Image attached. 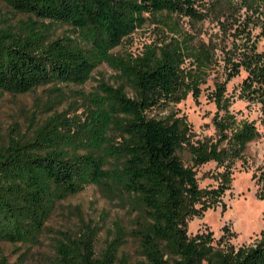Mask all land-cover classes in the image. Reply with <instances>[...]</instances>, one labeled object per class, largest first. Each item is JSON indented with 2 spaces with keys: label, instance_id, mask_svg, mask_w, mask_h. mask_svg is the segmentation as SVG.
<instances>
[{
  "label": "trees",
  "instance_id": "trees-1",
  "mask_svg": "<svg viewBox=\"0 0 264 264\" xmlns=\"http://www.w3.org/2000/svg\"><path fill=\"white\" fill-rule=\"evenodd\" d=\"M0 1L24 16L0 24L1 93L80 86L102 63L119 82L99 85L97 105L82 124L46 118L0 146V244L35 245L56 203L95 186L116 196L127 222L114 224L98 252L91 229L54 239L47 264H264V230L237 249L213 244L210 234L186 236L187 221L217 202L232 165L245 162L247 144L259 137L254 123L228 111L225 86L241 72L236 99L256 106L264 125V47L257 48L264 0ZM181 18L213 22L216 38H195ZM149 22L164 29L159 44L133 56L111 53ZM54 25L73 38H51ZM218 65L210 93L216 140L192 141L189 125L171 109L188 94L196 98ZM209 162L221 169L217 187L201 189L194 169ZM257 182L264 201V165ZM128 244L135 261L124 252ZM0 264L10 263L0 257Z\"/></svg>",
  "mask_w": 264,
  "mask_h": 264
},
{
  "label": "rangeland",
  "instance_id": "rangeland-1",
  "mask_svg": "<svg viewBox=\"0 0 264 264\" xmlns=\"http://www.w3.org/2000/svg\"><path fill=\"white\" fill-rule=\"evenodd\" d=\"M175 21L176 18L172 17ZM24 16L17 14L0 1V24L15 25ZM183 30L195 38L206 40L216 38L217 27L213 22L190 24L184 18L177 20ZM164 29L158 23H145L124 37L120 44L111 50L113 55H136L148 44H159ZM166 33V32H165ZM73 36L65 26H52L50 37ZM264 47V37L257 42V48ZM218 53V50L216 51ZM221 69L218 66L209 69L205 83L200 85L196 98L188 94L171 111L182 117L190 127L192 141L216 140V130L212 123L215 107L210 98L213 81L218 78ZM241 72L225 86L224 95L229 99L228 111L237 120L246 119L254 123L258 139L247 144L245 162H234L230 169V183L217 199L199 217H192L186 224V236L210 234L213 244L222 241L220 247H246L259 240L264 230V201L258 196L261 185L257 182L261 167L264 165V125L260 124L257 107L247 106L236 99L238 85L243 78ZM220 80V79H219ZM218 80V81H219ZM115 87L119 84L116 73L105 63L100 64L90 74V78L80 86H46L22 95H10L0 92V146L8 137L27 135L33 125H39L46 118L58 116L64 118L71 126L82 124L85 117L97 105L100 98L99 85ZM130 96L127 89H125ZM164 117L167 112L152 113ZM187 161V155L181 156ZM195 174L201 189H216V173L221 169L215 163L196 167ZM262 191V190H261ZM125 210L114 194H107L95 186H87L75 196L67 197L56 203L47 219L35 245L0 244V257L10 264H47L52 250V241L61 236H76L85 230L95 231V252L103 241L111 235L115 223L127 222ZM124 252L129 253L132 261L137 260L132 244L126 245Z\"/></svg>",
  "mask_w": 264,
  "mask_h": 264
}]
</instances>
